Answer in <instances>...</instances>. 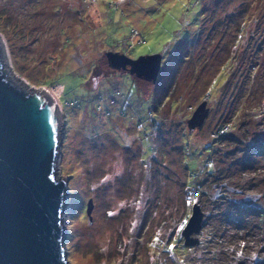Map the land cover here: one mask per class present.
I'll return each instance as SVG.
<instances>
[{"label":"rangeland","instance_id":"rangeland-1","mask_svg":"<svg viewBox=\"0 0 264 264\" xmlns=\"http://www.w3.org/2000/svg\"><path fill=\"white\" fill-rule=\"evenodd\" d=\"M0 38L59 104L68 264H264V0H0ZM110 53L162 55L160 80Z\"/></svg>","mask_w":264,"mask_h":264},{"label":"water","instance_id":"water-1","mask_svg":"<svg viewBox=\"0 0 264 264\" xmlns=\"http://www.w3.org/2000/svg\"><path fill=\"white\" fill-rule=\"evenodd\" d=\"M0 38V264H68L62 214L69 179H57L56 160L61 147L62 122L57 105L44 89L29 91L14 82L6 69ZM118 70L157 83L162 55L132 60L107 54ZM204 106L192 123L202 124ZM93 201L87 207L92 221ZM204 213L194 207L182 233L186 246L201 232Z\"/></svg>","mask_w":264,"mask_h":264},{"label":"trees","instance_id":"trees-1","mask_svg":"<svg viewBox=\"0 0 264 264\" xmlns=\"http://www.w3.org/2000/svg\"><path fill=\"white\" fill-rule=\"evenodd\" d=\"M107 57V56H106ZM107 59H108V61H109V67L111 68V69H113V70H117V71H119L118 69H117V67H116V64L115 63H113L108 57H107ZM129 69H131V68H128L127 69V71L129 70ZM123 72H125V74H128V75H131L129 72H127V71H125V70H122ZM134 79H136V82L137 81H139V80H147L148 82H149V84H151V85H155L154 84V82L153 81H151V80H149V79H146V78H142V77H138V76H136V75H131ZM160 78H161V75H160V77H159V79H158V81L160 80ZM157 81V82H158ZM209 166V165H208ZM198 195L200 194V193H197Z\"/></svg>","mask_w":264,"mask_h":264},{"label":"bare ground","instance_id":"bare-ground-1","mask_svg":"<svg viewBox=\"0 0 264 264\" xmlns=\"http://www.w3.org/2000/svg\"><path fill=\"white\" fill-rule=\"evenodd\" d=\"M44 92H45L48 96H50V98L52 99V101L57 105V107H58V109H59V104L57 103L56 99H54V97L52 96V94L49 93V92H47V91H45V90H44Z\"/></svg>","mask_w":264,"mask_h":264}]
</instances>
